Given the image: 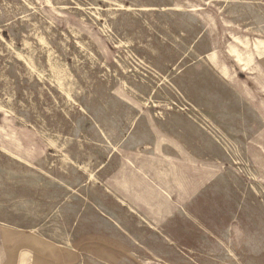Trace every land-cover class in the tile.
I'll return each instance as SVG.
<instances>
[{
  "label": "rangeland",
  "instance_id": "rangeland-1",
  "mask_svg": "<svg viewBox=\"0 0 264 264\" xmlns=\"http://www.w3.org/2000/svg\"><path fill=\"white\" fill-rule=\"evenodd\" d=\"M157 141L235 182L167 232L121 201ZM0 264H264V0H0Z\"/></svg>",
  "mask_w": 264,
  "mask_h": 264
},
{
  "label": "crops",
  "instance_id": "crops-1",
  "mask_svg": "<svg viewBox=\"0 0 264 264\" xmlns=\"http://www.w3.org/2000/svg\"><path fill=\"white\" fill-rule=\"evenodd\" d=\"M161 142L157 141L154 152L142 156L143 160L140 154L134 159L129 157L127 165L121 168V201L123 206L133 208L143 222L167 232V223L174 221L178 206L187 208L188 213L203 190L216 189L213 183L235 185V182L227 181L223 168L207 155L194 157L178 141H171L167 146ZM230 190L235 198V188ZM188 214L192 216V211ZM160 231L156 232L162 237ZM179 231L183 229L169 236L177 239ZM189 238L195 237L191 234Z\"/></svg>",
  "mask_w": 264,
  "mask_h": 264
}]
</instances>
